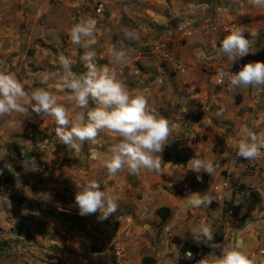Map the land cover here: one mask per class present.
Wrapping results in <instances>:
<instances>
[{"label": "rangeland", "instance_id": "1", "mask_svg": "<svg viewBox=\"0 0 264 264\" xmlns=\"http://www.w3.org/2000/svg\"><path fill=\"white\" fill-rule=\"evenodd\" d=\"M114 2L0 0V61L16 73L26 91L46 87L40 83V77L46 71L57 69L56 61L60 54L74 61L73 71L83 72L85 69L80 57L85 50L71 44L67 33L82 16L91 17L97 21V43L90 49L97 53V65L114 67L119 78L130 86L132 83L123 67L109 63L107 50L118 41L124 45L134 43L124 39L121 29L136 22L116 8L112 12ZM100 4L103 11L98 14L96 9ZM157 44L168 46L172 40H161ZM51 91L61 98L60 103L73 109L71 103L63 100L67 90L59 91L53 87ZM151 100L148 99V105ZM89 107H95L91 100ZM74 111L83 110L76 108ZM10 119L15 120V128L7 126ZM55 127L52 117L33 112H29L27 117L14 114L13 117L0 118V152L8 154L5 160H0V264H75L78 258L85 256L81 253L82 248L88 253L101 254L108 263L114 264L124 258L130 243L138 242L145 246L146 251L153 247L154 241L164 246L167 241L163 244L164 240L159 239L168 225L158 230L160 225L154 222L140 228L127 222L126 218L132 215L131 206L143 203L141 193L124 188L122 171L110 176L101 165L109 147L120 138L104 131L95 145L85 142L82 152L75 153L56 138ZM88 180L97 181L101 190L117 198V211L105 220L99 219V212L86 216L78 214L76 184ZM249 193L247 189L239 188L240 197L224 206L222 222L213 227L216 243H237L238 237L243 239L240 230L246 226L252 228L251 233L257 232L252 220L257 210L264 211V199L261 201L260 198L258 202L259 194L255 191L256 197H253ZM133 213L135 219L143 215L138 216L134 209ZM166 233L169 247L171 244L179 245L171 230ZM263 234L258 231V241L248 254L255 260V254L259 253L256 264H264V252L260 248L264 246ZM242 245L240 240V248ZM116 247L122 250L120 258L115 254ZM209 248V245L201 243L199 250L211 264L222 249ZM175 258L173 264H177Z\"/></svg>", "mask_w": 264, "mask_h": 264}, {"label": "crops", "instance_id": "2", "mask_svg": "<svg viewBox=\"0 0 264 264\" xmlns=\"http://www.w3.org/2000/svg\"><path fill=\"white\" fill-rule=\"evenodd\" d=\"M111 7V11L116 8L132 18L136 24L128 23V28L143 35L142 43L126 45L131 50L130 61L123 66V72L132 83L127 85L128 89L153 99L149 101V108L168 118L177 126V131H181L174 138L169 137V144L161 153L162 173L143 170L133 175L122 171L124 188L141 193L143 199L142 205L131 206L132 215L126 218L127 222L137 228L154 222L160 225L158 230L168 225L164 233L159 234V240L167 243L162 246L154 241L147 251L138 242L130 243L124 258L114 264H143L144 257L153 259L155 264H173L176 257L175 263L183 264L178 260L179 254L184 252L183 243L200 251L201 243L194 242L190 228L201 221L213 227L220 225L224 206L240 197V186L249 192L256 191L261 201L264 199V172H261L264 150L255 161L235 156L236 139L243 127L251 128L258 135L264 133V92L221 86L216 78L223 61L237 72L248 62H264V7L249 6L246 0H115ZM213 20L220 26L245 28L244 35L249 39L251 31L258 32L250 49L254 52L230 65L228 57L218 55L213 48V44L219 47L226 36L219 30L209 29ZM161 40H172V44L165 50L163 45L157 44ZM198 52L205 56H199ZM190 133L198 138L195 149L190 148L187 141ZM181 152H186L185 157ZM193 158L213 161V176L201 171L202 179L198 181L197 173L187 166ZM196 192L210 194L211 204L185 208L186 197ZM160 208L169 209L167 218L156 214ZM133 209L138 216L143 213L142 217L135 219ZM252 223L257 232L251 233L252 228L246 226L240 230L243 239H237L242 240L241 250L247 254L258 241V231L264 233V211L257 210ZM167 230H171L181 244L169 247ZM260 248L264 252V246ZM81 253L85 256L78 258L75 264H112L101 254L94 257V253L90 255L83 248ZM255 256L258 262L259 253Z\"/></svg>", "mask_w": 264, "mask_h": 264}, {"label": "clouds", "instance_id": "3", "mask_svg": "<svg viewBox=\"0 0 264 264\" xmlns=\"http://www.w3.org/2000/svg\"><path fill=\"white\" fill-rule=\"evenodd\" d=\"M246 2L249 6L264 7V0ZM96 25L95 19L82 16L67 33L71 44L85 50L80 57L85 71H73L74 61L60 54L56 61L57 69L46 71L40 77V83L46 87L26 91L16 73L4 61H0V118L13 117L14 114L27 117L29 112L50 116L56 125V138L75 153L82 152L85 142L95 145L102 132L114 133L120 138L119 142L109 147L106 158L101 161L110 176L125 170L133 175H139L143 170L162 173L164 162L161 153L169 144V137L174 138L181 131H177V126L168 118L159 115L155 109H150L145 95L130 91L114 67L97 65V53L90 50L97 43ZM121 31L125 40L142 43L135 30L123 28ZM226 31L229 34L220 41V46L213 44V48L218 55L227 56L230 65L254 52L250 49L258 32L251 31L252 38L249 39L245 37L244 32L247 30L243 27ZM130 51L122 41H118L107 50L109 63L126 66L130 61ZM198 55L205 56L203 52H198ZM229 67L219 70L218 83L227 80L232 89L253 88L264 92V62H248L236 73L229 71ZM53 87L59 91L67 90L63 100L71 103L73 109L59 102L61 98L51 91ZM90 100L95 107H89ZM76 108L83 111H74ZM187 110L186 108V112ZM6 123L9 128L17 126L14 119ZM238 135L235 156L249 161L259 159L264 150V133L258 135L245 126ZM7 156L6 151L0 152V160H5ZM187 166L188 170L197 173L198 181L202 179L199 176L201 171L210 176L215 173V164L211 160L193 158ZM76 187L78 191L75 194V204L79 215L99 212V219L102 221L117 211V198L112 193L101 190L97 181L88 180L83 184H76ZM212 200L213 197L207 192L191 193L186 197L184 207H207ZM189 232L197 244L204 243L212 248L222 249L211 264H256L253 258L241 250L239 242L223 245L216 243L211 224L201 221L191 227ZM96 255L98 254H93L94 257ZM186 255L190 257L191 253ZM198 264H209V261L203 258Z\"/></svg>", "mask_w": 264, "mask_h": 264}, {"label": "built area", "instance_id": "4", "mask_svg": "<svg viewBox=\"0 0 264 264\" xmlns=\"http://www.w3.org/2000/svg\"><path fill=\"white\" fill-rule=\"evenodd\" d=\"M102 11H103V5L102 4H100V5H98V7H97V9H96V12L98 13V14H101L102 13ZM209 29H211V30H219V31H221L224 35H228L229 33L226 31V29H233L234 27H233V25H227V26H220V25H218V23L216 22V21H211L210 23H209ZM166 46L167 45H163L162 47H163V49H165L166 50ZM222 68H224V69H227L228 68V65L223 61L222 62V64H221V67H220V69H222ZM229 71H231V72H233V73H236L237 71L236 70H234V69H232V68H230L229 67ZM218 73H219V71L217 72V74H216V78H217V80H218ZM218 83V82H217ZM218 85H221V86H229L230 87V85H229V83H228V81L227 80H225L224 81V83H218ZM187 141H188V143H189V147L190 148H192V149H195L196 147H197V143H198V138H197V136L194 134V133H190L188 136H187ZM184 154H186V152H181V155L183 156V157H185L184 156ZM187 253H191V256L190 257H188L186 254ZM115 254L120 258V257H122V250H121V248L120 247H116V249H115ZM204 258V255L202 254V252H200V251H191V250H187V251H184V252H182L181 254H179V256H178V260L181 262V263H183V264H198V261H200L201 259H203ZM205 259V258H204Z\"/></svg>", "mask_w": 264, "mask_h": 264}, {"label": "trees", "instance_id": "5", "mask_svg": "<svg viewBox=\"0 0 264 264\" xmlns=\"http://www.w3.org/2000/svg\"><path fill=\"white\" fill-rule=\"evenodd\" d=\"M239 188L242 189V190H245V187L240 186ZM249 194H250V196L256 197V195H255L256 193H254L253 191H250ZM257 197H258V195H257ZM258 198H259L258 199V202H260V197H258ZM156 214L160 218L165 219V218H167L169 216L170 211L167 208H160V209H158L156 211ZM176 242L178 244H181V242H179V241H176ZM209 249L212 250L213 248L210 247ZM181 250L182 251H187V250H195L196 251L197 249L195 247L187 244V243H183L182 246H181ZM142 262H143V264H155V261L153 259L149 258V257H144L143 260H142Z\"/></svg>", "mask_w": 264, "mask_h": 264}]
</instances>
